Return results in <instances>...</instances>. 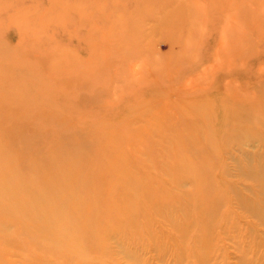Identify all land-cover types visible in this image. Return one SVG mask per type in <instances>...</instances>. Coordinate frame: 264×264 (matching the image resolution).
Returning <instances> with one entry per match:
<instances>
[{
    "label": "rangeland",
    "instance_id": "1",
    "mask_svg": "<svg viewBox=\"0 0 264 264\" xmlns=\"http://www.w3.org/2000/svg\"><path fill=\"white\" fill-rule=\"evenodd\" d=\"M263 125L264 0H0V188L33 199L23 226L0 201V264H264V222L241 208ZM98 193L85 221L108 242L83 216L64 223L78 257L38 240L51 209Z\"/></svg>",
    "mask_w": 264,
    "mask_h": 264
},
{
    "label": "bare ground",
    "instance_id": "2",
    "mask_svg": "<svg viewBox=\"0 0 264 264\" xmlns=\"http://www.w3.org/2000/svg\"><path fill=\"white\" fill-rule=\"evenodd\" d=\"M260 113V112H259ZM236 114V113H235ZM236 123V122H235ZM260 123V122H259ZM262 125V124H261ZM264 126V125H263ZM256 130V129H255ZM248 132V131H247ZM252 138V137H251ZM240 139V138H239ZM262 139V138H261ZM233 140V139H232ZM234 141V140H233ZM241 141V140H240ZM258 155H260V154H258ZM258 159H260V158H258ZM261 159H263V158H261ZM261 161V160H260ZM254 162V161H253ZM258 163V162H257ZM242 164V163H241ZM245 165V164H244ZM261 165V164H260ZM249 166V165H248ZM251 166V165H250ZM258 166V165H257ZM240 167H242V165L240 166ZM239 167V168H240ZM259 167V166H258ZM199 168V167H198ZM201 168V167H200ZM203 168V167H202ZM209 168H210V166H209ZM238 168V167H237ZM211 169H212V167H211ZM247 169V168H246ZM252 169V168H251ZM262 169V168H261ZM261 169H260V171H259V173H260V175H261V173H262V171H261ZM201 170H203V169H201ZM205 170V169H204ZM206 171V170H205ZM204 171V172H205ZM242 171H244V170H242ZM255 171V170H254ZM189 172H190V170H189ZM196 172V171H195ZM256 172V171H255ZM212 173V172H211ZM248 173V172H247ZM10 175V174H9ZM196 176V175H195ZM212 176V175H211ZM205 177H207V176H205ZM2 178H4V179H8V178H6V177H2ZM184 178V177H183ZM202 178V177H201ZM1 179V178H0ZM203 180L204 179H202L201 181V184L203 183ZM208 180H209V178H208ZM249 180H253V184H256V187L258 188V192L256 191V194L257 193H259V194H257V199H258V201H257V204L255 203L256 201H253L254 203H255V205H256V208H254V206H252L250 203H246V201L243 203L242 202V207L241 208H246L247 210H249L250 211V213L253 215V216H255L258 220H260L261 222H264V174L263 175H261V176H259L258 174H256V173H254V174H252V173H250V179ZM190 182V181H189ZM205 182V181H204ZM210 183H211V181H210ZM200 184V183H199ZM212 184V183H211ZM217 184V183H216ZM185 185V184H184ZM186 185H188V184H186ZM214 185V184H213ZM139 186V185H138ZM137 186V187H138ZM203 186V185H202ZM216 186V185H215ZM215 186H213V188L215 187ZM218 186H220V185H218ZM122 187V186H121ZM126 187H129V186H127L126 185ZM183 187V186H182ZM181 186H180V188H182ZM192 187V186H191ZM230 187V186H229ZM135 188V187H134ZM221 188V187H220ZM15 189V187L13 186V185H11V184H2V186H1V188H0V201L3 203V204H5L7 207H8V209L9 210H7V209H5V211L7 212V213H9L10 215H13L14 213H16L17 211H18V208H22L23 209V212H22V214L20 215V224L19 225H21V226H23V220L24 219H26V218H29L28 217V215H27V213H26V208H28V206H30V204L33 202V199L32 198H27V197H23V202L21 203V204H17V203H14V201H13V199H12V197H11V195H16V194H14V192H13V190ZM108 189V188H107ZM107 189H105V190H107ZM136 189V188H135ZM134 189V190H135ZM143 189H144V187H143ZM217 189V188H216ZM222 189V188H221ZM236 189V188H235ZM126 190V189H125ZM128 190V189H127ZM133 190V191H134ZM140 190V189H139ZM142 190V189H141ZM158 190H160V189H158ZM218 190V189H217ZM231 190H232V188H231ZM132 191V190H131ZM161 191H162V188H161ZM190 192H191V190H189ZM233 191V190H232ZM239 191V190H238ZM237 191V192H238ZM251 191V190H250ZM135 192V191H134ZM144 192V191H143ZM159 192V191H158ZM179 192V191H178ZM180 192H183V190L182 191H180ZM140 193V192H139ZM142 193V192H141ZM184 193H186L185 191H184ZM215 193V192H214ZM219 193V192H218ZM222 193V192H221ZM90 194H93V196H96V193L95 192H92V193H90ZM128 194V193H127ZM126 194V192H125V194L124 195H127ZM200 194V193H199ZM223 194V193H222ZM232 194H233V192H232ZM236 194V193H235ZM111 195V194H110ZM119 195V194H118ZM138 195H140V194H138ZM146 195V194H145ZM150 196H151V194H149ZM161 195V194H160ZM189 195V194H188ZM217 195V194H216ZM220 195V194H219ZM218 195V196H219ZM80 196H83V195H80V194H76L75 196H74V198H75V200L73 199V203H72V205L71 206H68V208L69 209H67V210H60V209H58V208H54V209H51V214L50 215H47V216H51V220L49 221V222H39L38 224H37V234H38V240L39 241H44L45 240V234L47 233L46 232V229H48L49 231H50V234H48L47 233V235H48V239H47V241L49 242V244L50 245H57V246H60V247H63V248H65V249H72V250H76V249H78L79 247H80V244H81V235L80 234H76V233H73L74 235H76L75 237H71V236H69L67 233H68V231H69V229L68 228H66L65 229V227L67 226L66 224L64 225V223L65 222H67V220L68 219H72V220H75V219H78L79 217H81V216H83V219H84V221L89 217V215H90V213H91V210L95 213V214H99V213H103L102 211H101V208H102V199L100 198V196H99V193H98V196L97 197H99V199H100V205L99 204H92L91 206H88V205H84V203H82L81 201L82 200H86V198L87 197H84V199L82 198H80ZM112 196V195H111ZM135 196H136V194H135ZM147 196V195H146ZM150 196H148V197H146V199L147 200H151L152 198L150 197ZM190 196V195H189ZM198 196V195H197ZM237 196V195H236ZM253 196V195H252ZM121 197H123L122 195H121ZM163 197V196H162ZM168 197V196H167ZM222 197V196H221ZM235 197V196H234ZM255 197V196H254ZM103 198V197H102ZM125 198V197H124ZM131 198V197H130ZM129 198V199H130ZM132 198H133V196H132ZM136 198V197H135ZM160 198V197H159ZM197 198V197H196ZM201 198V197H200ZM208 199H209V197H207ZM224 198V197H223ZM116 199V198H115ZM122 199V198H121ZM145 199V198H144ZM145 199V200H146ZM165 199V198H164ZM169 199V198H168ZM216 199H218V198H216ZM215 199V200H216ZM221 199V198H220ZM235 199H236V197H235ZM251 199V198H250ZM125 202H126V206H125V208L126 209H128V210H130L131 211V207H130V203H129V201L125 198ZM135 201H136V199H134ZM138 200V199H137ZM154 200V199H153ZM152 200V202H155V201H153ZM157 200V199H156ZM160 200V199H159ZM166 200V199H165ZM197 200H199V199H197ZM202 200V199H201ZM224 200V199H223ZM241 200H243L242 198H241ZM256 200V199H255ZM75 201V202H74ZM117 201V200H116ZM135 201H133V202H135ZM140 201V200H139ZM138 201V202H139ZM186 201V200H185ZM217 201H220V200H216V201H214V202H212V205H210V206H208V205H206L207 204V202H208V200L207 199H204L202 202H201V207L202 206H205L204 208H202V209H204V212L206 213V215L207 216H209V218L210 219H208V220H210L205 226H207V227H212L213 226V224H214V214L215 213H213L215 210V208H213L212 209V207H214V205L213 204H218V202ZM222 201V200H221ZM25 202H27V203H25ZM124 202V203H125ZM191 202V201H190ZM66 203V202H65ZM71 203V202H70ZM118 203V202H117ZM116 203V204H117ZM122 203V202H121ZM156 203V202H155ZM154 203V204H155ZM162 203H163V201H162ZM187 203V202H186ZM123 204V203H122ZM142 204V203H141ZM150 204H151V201H150ZM153 204V203H152ZM153 204V206H155ZM160 204V203H159ZM188 204V203H187ZM198 203H197V205H199ZM47 205H49V206H52L53 205V203H52V201L50 200V201H48V203H47ZM70 205V204H69ZM108 205V204H107ZM196 205V204H195ZM194 205V206H195ZM199 205V206H200ZM66 206H67V203H66ZM147 206V205H146ZM158 206V205H157ZM216 206V205H215ZM223 206V205H222ZM109 207V206H108ZM162 207V206H161ZM190 207V206H189ZM198 207V206H197ZM221 207V206H220ZM112 208V207H111ZM114 208V207H113ZM124 208V209H125ZM141 208V207H140ZM156 208V207H155ZM41 209H43V208H41ZM110 209V208H109ZM116 209V208H115ZM125 209V210H126ZM137 209V208H136ZM143 209V208H142ZM141 209V210H142ZM145 209V208H144ZM198 209H200V208H198ZM217 209V208H216ZM106 210V209H105ZM134 210V209H133ZM154 210V209H153ZM152 210V211H153ZM165 210V209H164ZM190 210V209H189ZM116 211H117V209H116ZM155 211V210H154ZM161 211V210H160ZM126 212H128V211H126ZM132 212V211H131ZM135 212V211H134ZM167 212V211H166ZM200 212V211H199ZM68 213H70L71 215H69ZM79 213H82V214H80L79 215ZM136 213H137V211H136ZM135 213V214H136ZM144 213V212H143ZM156 213V212H155ZM187 213V212H186ZM186 213H185V217H186V226L188 227V228H193L194 227V223H195V221H193L192 219H193V216H192V219H191V216L190 215H186ZM203 212H201V216H199V223H201V222H203L204 223V220H205V215L204 214H202ZM122 214V213H121ZM129 214H132V213H129ZM128 214V215H129ZM147 214V213H146ZM157 214V213H156ZM158 214H160V213H158ZM162 214H163V212H162ZM167 214H168V212H167ZM125 214H123V215H120L119 214V216H118V220L120 221L122 218H123V216H124ZM149 215V214H148ZM147 215V216H148ZM169 215V214H168ZM61 216H65L64 218H62ZM74 216H76L75 218H74ZM132 216V215H131ZM136 216V215H135ZM150 216V215H149ZM234 216V215H233ZM127 217V216H126ZM144 217V216H143ZM160 217V216H159ZM218 217V216H217ZM82 218V217H81ZM80 218V219H81ZM145 218V217H144ZM148 218H150V217H148ZM127 220H128V218H127ZM207 220V221H208ZM83 221V220H82ZM87 221H88V219H87ZM123 221V220H122ZM148 221V220H147ZM150 221H151V219H150ZM86 222V221H85ZM89 222V221H88ZM88 222H86V223H83L81 226H82V228H83V226L85 225V227L88 229V231H87V233H88V241L90 242V243H99L100 245H103V244H105L106 242H108L112 237H113V235H114V233L112 232V226L111 225H108L109 227H108V230L107 231H100L99 230V228H94V226L93 225H91V224H89ZM131 222V221H130ZM129 223V222H128ZM134 223V222H133ZM132 223V224H133ZM151 223V222H150ZM168 223V222H167ZM148 224V223H147ZM170 224V223H169ZM133 225H135V224H133ZM144 225H146V224H144ZM149 225H151V224H149ZM171 225V224H170ZM130 226H132V225H130ZM175 226V225H174ZM173 226V227H174ZM146 227V226H145ZM85 228V229H86ZM187 228V229H188ZM201 228H203V226H201ZM205 228V227H204ZM86 229V230H87ZM117 229V228H116ZM118 229L119 230H122V229H124V227H122V226H118ZM34 226L31 228V233H30V235L27 237L29 240H31V241H33V239H35L36 237H37V235H35L34 234ZM126 231V230H125ZM129 231V230H128ZM131 232V231H130ZM122 233V232H121ZM84 235V232L82 233V236ZM137 235V234H136ZM126 236V235H125ZM132 236V235H131ZM190 237V236H189ZM212 237V236H211ZM75 238V240L73 241L72 239H74ZM115 238V237H114ZM115 241V240H114ZM121 243V242H120ZM62 245H64V246H62ZM119 246V245H118ZM124 249V248H123ZM71 251V250H70ZM78 253L76 254L77 255V257L80 255V249H78ZM63 259H65V257L63 258Z\"/></svg>",
    "mask_w": 264,
    "mask_h": 264
}]
</instances>
